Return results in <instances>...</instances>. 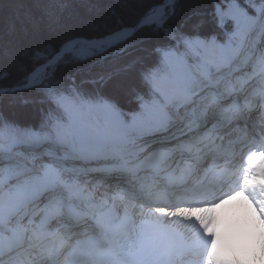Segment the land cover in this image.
<instances>
[{
	"label": "snow or ice",
	"instance_id": "1",
	"mask_svg": "<svg viewBox=\"0 0 264 264\" xmlns=\"http://www.w3.org/2000/svg\"><path fill=\"white\" fill-rule=\"evenodd\" d=\"M213 4L211 16L198 20L201 31L191 34L196 62L179 66L181 83L171 91L178 95L207 73L232 89L231 95L214 89L228 103L248 105L242 115H264V0ZM208 37L213 43L202 46L199 41ZM175 114L161 100L125 127L128 133L155 129ZM65 128L58 134L28 112L22 120H0V264H194L195 244L168 223L175 209L157 205L138 223L130 190L142 160L164 152L165 161L178 158L191 170L192 152L176 146L169 153L171 143L150 131L159 143L134 157L132 145L143 137L100 146L71 122Z\"/></svg>",
	"mask_w": 264,
	"mask_h": 264
},
{
	"label": "trees",
	"instance_id": "2",
	"mask_svg": "<svg viewBox=\"0 0 264 264\" xmlns=\"http://www.w3.org/2000/svg\"><path fill=\"white\" fill-rule=\"evenodd\" d=\"M162 1L0 0V91L25 84L36 67L76 38L127 32ZM171 3L163 20L139 30L119 53L88 61H78L71 53L44 71L40 77H46L32 88L0 95V120H22L26 112L34 113L54 130L69 120L67 101L79 108L107 101L129 118L158 96L153 78L165 67L164 49L179 45L196 62L187 41L201 31V15L211 16L213 0Z\"/></svg>",
	"mask_w": 264,
	"mask_h": 264
},
{
	"label": "bare ground",
	"instance_id": "3",
	"mask_svg": "<svg viewBox=\"0 0 264 264\" xmlns=\"http://www.w3.org/2000/svg\"><path fill=\"white\" fill-rule=\"evenodd\" d=\"M189 42H192V41H187L188 46H189ZM211 42H213V40L210 41V43ZM199 43L202 46H206V43H207V45H210V43L208 44V42L204 39L200 40ZM216 43H218V42L216 41ZM105 46L112 48L111 47L112 44H108ZM191 50H193V49L191 48ZM174 52H175V55L178 57L177 59L175 58L176 59L175 63L177 64L178 68L182 64H185V63L188 64L185 57L178 54V52H176L175 50H174ZM167 60L169 62H172V55L168 56ZM211 82L213 84H215L216 82H221V81H220V79H216V80L212 79ZM180 83H181V81H180V77H179V80H178V83L176 84V87H178L180 85ZM204 86H205V88H207L205 90L206 92L207 91L210 93H211V91L213 92V86H212V84H210V82H209V84L204 85ZM208 87L211 89H209ZM228 92L231 94L232 89L231 88L228 89ZM171 97L173 100L179 101L178 106L173 104V112H175V113L177 112V114H178L179 108L182 105H184L183 101L187 99V95H186L184 89H181V91L179 92L178 95L173 94ZM182 99H183V101H182ZM106 103H110V102L106 101ZM213 104H211V105L208 104L206 108L212 107ZM170 105H172V104L170 103ZM97 106L98 105L92 106L93 108L89 109L90 113H89L88 117H90V119L92 121H94V123L96 124L97 132H98L97 135H99L100 138H103L109 132L115 133V131L113 130L115 128H113V129L109 128V124L107 122V119H105L106 117L100 116V111L102 109H104V107H102L100 109ZM182 108H185V106H182ZM104 112H108L107 109H105ZM218 112L219 111H216L214 114H219ZM174 116H177V115L175 114ZM181 116L183 118L187 117L184 114L183 115L178 114V116L175 119L179 120ZM169 117H170V115L167 116L165 123H168ZM169 126H170V124H169ZM75 129L77 130L79 135L84 138L83 125L81 127H75ZM143 129H145V128H141L139 130L143 131ZM142 134H140L139 136H142ZM161 135H162V137H164V134H161ZM147 136H148V138L154 139V137L150 134H148ZM116 143L117 142H113L112 144H116ZM97 144L101 146V144L98 141H97ZM143 185H147V184H143ZM245 194L246 193L240 192L237 194H233L232 196H227L225 198H221L212 207H205V208H201V209H189L181 216H177V214H176L175 219H173L172 217H168V220L174 221L175 223L180 224L183 227L187 228L188 232L190 234L199 232L207 224L210 225V229L208 230V232L209 233H212V232L216 233V227L214 226V223L210 224L212 218L215 219V217H217L218 215H225L226 214L230 221L236 219L240 224H243L244 226L248 227L252 231V234L254 235V238L252 239V241L248 244V246L244 247L240 251V253L237 255L236 258L238 259L243 254L244 251H247V252H249L248 258H253L254 260H264V228L260 225L259 221L255 218V214L252 210L250 199H245V196H246ZM155 211H156V207H147V208L135 207V213L141 219L143 218L141 216V213H143L144 215H148V214L155 213Z\"/></svg>",
	"mask_w": 264,
	"mask_h": 264
},
{
	"label": "rangeland",
	"instance_id": "4",
	"mask_svg": "<svg viewBox=\"0 0 264 264\" xmlns=\"http://www.w3.org/2000/svg\"><path fill=\"white\" fill-rule=\"evenodd\" d=\"M173 1L174 0H171V2H173ZM170 4H172V3H170ZM165 14L161 17L162 20H163V17H165ZM161 18H159V19H161ZM159 19L157 21H159ZM212 40H210V41H212ZM206 41L208 42V44L210 43V41H208V40H206ZM211 43H213V42H211ZM192 44H193V42H189L190 48H192ZM206 46H207V43H206ZM176 47L177 48H170V49L163 50L162 54H163L164 61L166 63V68L163 71L155 74V76L153 78L155 88L158 92H160L162 94L163 101L165 104L170 103V99L172 98L171 96L173 95L171 90L173 88H176V84L178 83V80L180 77L179 72H178V66L175 63L176 59L178 57L175 55L174 50H178L179 53L181 54V56L183 55V57H185L187 54V52L184 49H182L181 47H179V45H177ZM114 49L115 48H109L107 46H103L101 48H98V47L93 46V45L80 44L72 54H73V57L76 58V60H78V61H88V60L94 59L95 57L102 56L104 53L111 52ZM192 51H194V49ZM115 53H119V52H115ZM170 55H172V62H169L167 60V57ZM187 61H188V64L191 65L189 60H187ZM45 77L46 76H44L42 78L39 77V79L36 82H41L42 79ZM202 78H203V73H201L200 77H198L196 79H202ZM209 89H211V88H209ZM151 105L148 104V105L143 106V108L140 112H142L146 107L151 106ZM154 105H156V104H154ZM97 107H99L100 109L102 107H104V109H102L100 111V116L101 117L105 116L106 117L105 119H107V122L109 125L115 126L117 128L120 127L122 130L128 131V129L125 126L130 124L132 122V120L130 122H127L122 117V115L110 103L105 102V103L101 104V106L98 105ZM91 108H93V107H91ZM64 109L68 114V118H69L68 123L71 122L74 125V127H81L83 125L84 139L88 142L96 143L97 134H98L97 133V127H96V124L94 123V121H92L90 119V117H88V115L90 113L89 108H81V107L79 108L75 104L71 103L70 101H67L64 104ZM105 109H107L108 112H104ZM135 115L136 114H134L131 119H133V117ZM67 124H65V125L59 124L56 128H54L55 132L62 135L66 131L65 126ZM170 129H171V125L169 126V130ZM131 133H133V131Z\"/></svg>",
	"mask_w": 264,
	"mask_h": 264
},
{
	"label": "water",
	"instance_id": "5",
	"mask_svg": "<svg viewBox=\"0 0 264 264\" xmlns=\"http://www.w3.org/2000/svg\"><path fill=\"white\" fill-rule=\"evenodd\" d=\"M171 0H163L161 3L153 6L146 15H144L135 27L131 28L123 34H113L106 38H96V39H87L83 37L76 38L63 46V48L48 61L36 67L33 72L30 74L27 82L19 87L9 88L7 90H1L0 95L10 93L14 90H28L32 88L36 81L39 79L41 74L48 70L49 68L59 64L67 55L73 53L80 44L93 45L98 48H101L105 45L112 44L111 47H118L126 44L131 40L136 33L144 27L150 26L151 24L157 22L167 11ZM160 20V19H159Z\"/></svg>",
	"mask_w": 264,
	"mask_h": 264
}]
</instances>
